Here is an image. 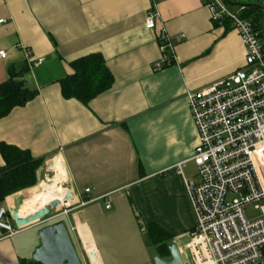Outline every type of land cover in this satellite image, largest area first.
I'll return each instance as SVG.
<instances>
[{"label":"crops","instance_id":"0c3cea01","mask_svg":"<svg viewBox=\"0 0 264 264\" xmlns=\"http://www.w3.org/2000/svg\"><path fill=\"white\" fill-rule=\"evenodd\" d=\"M149 7L147 0H0V51H6L0 83L8 68L25 65V49L43 59L22 77L36 95L0 118V142L44 157L39 175L59 165L66 175L63 188L52 178L28 189L19 214L59 199L56 210H69L61 220L81 264H154L147 223L183 249L196 225L183 176L197 179L191 157L198 143L186 92L243 66L237 31L227 21L212 22L202 0H154L152 30L144 26ZM160 29L170 35L175 61L154 70ZM91 53L104 59L111 86L87 104L64 97L60 79L72 72L73 60ZM182 161L183 176L175 170ZM20 192L6 196L0 208L9 210ZM42 220L0 237V264L32 259Z\"/></svg>","mask_w":264,"mask_h":264},{"label":"built area","instance_id":"2783aa9c","mask_svg":"<svg viewBox=\"0 0 264 264\" xmlns=\"http://www.w3.org/2000/svg\"><path fill=\"white\" fill-rule=\"evenodd\" d=\"M147 1L150 7L144 26L152 30L158 13L154 0ZM202 3L208 8L212 22L227 21L237 31L243 45V66L211 85L186 92L198 134L191 157L197 179L183 176L184 161L177 163L175 170L183 176L196 225L187 233L188 240L179 251L192 264H257L264 249L263 41L251 21L241 16L239 9L230 8L225 0H202ZM2 22L4 19H0ZM182 37L177 35V40ZM156 39L159 57L153 63L154 70L175 61L168 32L160 29ZM5 56L6 51L1 50L0 58ZM24 61L31 69L43 59L34 58L25 49ZM249 205L259 212L257 217L246 215L245 208ZM110 207V202H106L105 208ZM68 211L65 208L57 215ZM23 227L13 225L6 217V209L0 208V237L12 236ZM86 254L88 258L95 256L88 251Z\"/></svg>","mask_w":264,"mask_h":264},{"label":"trees","instance_id":"16d2710c","mask_svg":"<svg viewBox=\"0 0 264 264\" xmlns=\"http://www.w3.org/2000/svg\"><path fill=\"white\" fill-rule=\"evenodd\" d=\"M225 1L228 4L237 5L241 16L251 21L254 30L263 41L264 48V12L250 5L253 3L264 5V0L261 2L246 0L244 3L249 5L238 4L240 2L236 0ZM70 65L72 72L60 79L62 95L66 98H75L87 104L112 84V73L100 54L91 53L79 57ZM27 69L26 64L17 71L11 67L8 68L7 78L0 83V118L6 116L14 107L25 105L36 95L37 91L25 86L22 79ZM0 154L4 160V165L0 167V202H3L6 196L37 184L39 169L43 166L45 158L33 157L30 151L5 142H0ZM8 216L11 217L9 210H6V217ZM146 228L154 240L157 256H168L167 243L172 241L171 237L154 224L147 223ZM261 260L264 264V249ZM21 264L42 263L31 259L21 260Z\"/></svg>","mask_w":264,"mask_h":264},{"label":"water","instance_id":"95a60500","mask_svg":"<svg viewBox=\"0 0 264 264\" xmlns=\"http://www.w3.org/2000/svg\"><path fill=\"white\" fill-rule=\"evenodd\" d=\"M246 5L249 3L240 2ZM253 7L259 8L264 12V5L253 3ZM65 200H71L72 194L66 192ZM24 195L17 193L13 196V206L9 209L13 223L17 227H23L40 219L50 217L51 211L56 209L61 201L52 199L46 206L38 208L31 214L20 215L19 209L24 203ZM40 243L32 253V259L42 264H81L79 256L70 238L68 229L63 220L47 224L38 231ZM169 255L165 257L154 256V264H185L179 247L175 241L167 243ZM260 260L257 264H262Z\"/></svg>","mask_w":264,"mask_h":264},{"label":"rangeland","instance_id":"374dc122","mask_svg":"<svg viewBox=\"0 0 264 264\" xmlns=\"http://www.w3.org/2000/svg\"><path fill=\"white\" fill-rule=\"evenodd\" d=\"M228 5H230V4H228ZM56 164L58 165V163H56ZM62 171H63L62 165H59L57 167L50 168V169H43L41 171L40 175H39V180H38L37 184L35 186H33V187L21 190L20 193H22V195H24V194H26L28 189H37V186H38V184L40 182H42V181L48 182V180L52 179V178H56L58 180L56 185L58 187H60V188H63L61 186V184H62V182L66 181V175L64 173L63 176H61L60 172L62 173ZM64 187H66L65 184H64ZM230 197H231V195L228 196V198H230ZM59 212H60L59 210H56V209L53 210L51 212V214L49 215L50 217H48L47 219H43L42 220L41 225L45 226L47 224H50V223L56 222L58 220H61L62 219V215H57ZM245 212H246V215L249 218H255V217H257L259 215V212L256 209H254V207L252 205L247 206L245 208ZM11 223L13 224V221H11Z\"/></svg>","mask_w":264,"mask_h":264},{"label":"bare ground","instance_id":"6f19581e","mask_svg":"<svg viewBox=\"0 0 264 264\" xmlns=\"http://www.w3.org/2000/svg\"><path fill=\"white\" fill-rule=\"evenodd\" d=\"M59 206H60V204H59L57 207H59ZM56 209H57V208H56ZM54 210H55V209H54ZM52 211H53V210H52ZM52 211H51V212H52Z\"/></svg>","mask_w":264,"mask_h":264}]
</instances>
